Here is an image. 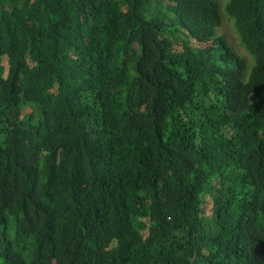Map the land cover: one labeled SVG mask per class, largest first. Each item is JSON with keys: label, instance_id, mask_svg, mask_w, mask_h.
I'll return each instance as SVG.
<instances>
[{"label": "trees", "instance_id": "1", "mask_svg": "<svg viewBox=\"0 0 264 264\" xmlns=\"http://www.w3.org/2000/svg\"><path fill=\"white\" fill-rule=\"evenodd\" d=\"M0 0V264H264V0Z\"/></svg>", "mask_w": 264, "mask_h": 264}, {"label": "rangeland", "instance_id": "2", "mask_svg": "<svg viewBox=\"0 0 264 264\" xmlns=\"http://www.w3.org/2000/svg\"><path fill=\"white\" fill-rule=\"evenodd\" d=\"M216 1L219 3L223 15V23L218 29V35L226 37L227 40L235 47V49L240 55L246 56L251 59V56L248 51L242 46L241 39L235 27V23H233V19H231L230 16L227 15L224 11L225 6L229 0Z\"/></svg>", "mask_w": 264, "mask_h": 264}]
</instances>
